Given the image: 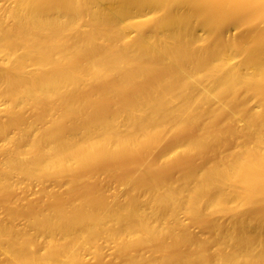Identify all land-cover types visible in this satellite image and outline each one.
Here are the masks:
<instances>
[{
    "label": "bare ground",
    "instance_id": "obj_1",
    "mask_svg": "<svg viewBox=\"0 0 264 264\" xmlns=\"http://www.w3.org/2000/svg\"><path fill=\"white\" fill-rule=\"evenodd\" d=\"M0 264H264V0H0Z\"/></svg>",
    "mask_w": 264,
    "mask_h": 264
},
{
    "label": "rangeland",
    "instance_id": "obj_2",
    "mask_svg": "<svg viewBox=\"0 0 264 264\" xmlns=\"http://www.w3.org/2000/svg\"><path fill=\"white\" fill-rule=\"evenodd\" d=\"M37 187H38V185H36V183H33L31 186H30V190H32V191H34L35 189H37ZM102 243H104V245L102 244V246L105 248V242H102ZM108 248V249H107ZM110 248H109V245L107 244V246H106V248H105V250H108L109 252H110V250H109ZM104 250V251H105ZM108 251H105V253L106 254H108L109 252Z\"/></svg>",
    "mask_w": 264,
    "mask_h": 264
}]
</instances>
